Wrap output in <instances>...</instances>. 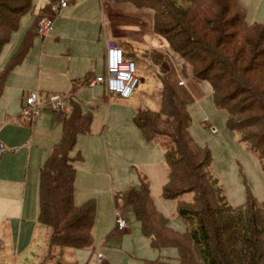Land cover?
<instances>
[{
	"label": "trees",
	"instance_id": "16d2710c",
	"mask_svg": "<svg viewBox=\"0 0 264 264\" xmlns=\"http://www.w3.org/2000/svg\"><path fill=\"white\" fill-rule=\"evenodd\" d=\"M115 1L153 10L155 32L189 63L198 80L207 82L214 104L227 112L228 130L240 134L242 141L258 153L264 171V23H249L240 0ZM54 2L50 0L40 10L0 72V95L9 74L29 53L39 21L52 18ZM32 8V0H0V54ZM160 84L159 109L140 110L133 122L146 142L169 141L164 151L168 179L162 188L163 197L179 199L191 193L193 201L178 202V217L187 230L177 232L157 210L146 177H139V189L132 190L126 201L143 236L153 250L176 249V264H264V203L250 198L238 208L229 205L210 170V151L198 146L190 135L191 92L174 70L161 76ZM91 123V115L69 100L61 138L40 170L38 222L51 230L46 260L53 259L56 249L60 250L59 257L64 248L93 250L97 206L93 199L75 204L78 159L73 155L78 137L90 133ZM119 201L117 194L116 206ZM144 264L161 261L146 260Z\"/></svg>",
	"mask_w": 264,
	"mask_h": 264
},
{
	"label": "rangeland",
	"instance_id": "374dc122",
	"mask_svg": "<svg viewBox=\"0 0 264 264\" xmlns=\"http://www.w3.org/2000/svg\"><path fill=\"white\" fill-rule=\"evenodd\" d=\"M114 1L115 5L122 4ZM49 3L50 0H32V12L21 18L19 30L13 35L10 46L0 54V72L19 48L24 35L33 27L41 8ZM240 3L245 8L249 23L255 18L264 20V0H240ZM75 4L77 20L97 18L99 10L93 6L92 0H76L72 6L74 7ZM119 9L117 8V11ZM139 10L143 15L144 26L148 24L153 26V10L151 8ZM128 14L124 16L126 20L129 19ZM59 17L61 13L56 14V23ZM111 22L114 26L115 19L112 18ZM69 28L74 30L71 26ZM54 32L46 38L47 41L51 39ZM41 39L42 37L38 34L34 36L29 53L24 61L9 74L8 79L16 73L8 83L7 79L0 95V142L4 145L3 159L0 163V195L7 198L24 195V205L20 212L7 211L0 217V264H39L45 261V264H57V259L61 261V264H97L98 255L104 257L107 264H144L146 260L157 259L161 261V264H176L175 259L178 256L176 249L166 248L158 251L151 248L149 240L141 232L132 207L126 201L132 190L139 189V177H146L157 210L169 221L175 231L186 232L187 226L178 217L177 207L180 200L193 201V194H185L179 199H165L162 195V188L168 179L164 151L169 141L161 138L153 143H147L133 122L134 107L105 105L102 99V86L90 87L86 84V80L77 84V93L78 99L82 102V111L86 115H91L92 123L90 133L78 138L73 153L78 159L75 203L81 205L91 199L96 202V220L93 226L94 246L93 250L64 248L61 257L58 256L60 250L56 249L52 255L53 259L44 258L48 255L47 246L51 230L38 222L40 170L50 154V151L45 149V143L48 140V131L54 129L50 123L52 115L60 116V113L47 105V101L51 95L57 94L71 95L72 99L75 97L68 93L67 85L70 83L65 84L62 74L58 77L49 76L54 71L64 68V64H59V61L63 62V59L69 58L60 44H56L50 54L47 53L48 60L38 80L35 73L32 82L29 83L30 87H27V57L33 51L30 59H35L34 56L42 44ZM53 61L57 62L53 63ZM102 61L103 56L100 53L96 62L97 70L102 65ZM182 62L176 66V74L182 79H189L191 85L189 88L186 87L193 96V101L188 106L191 116L189 132L198 146L210 151L212 160L210 170L218 179L227 202L233 208L244 205L250 198L258 203H264V171L258 153L253 152L250 146L242 141L240 134L228 130L226 110L214 104L212 94L205 86L207 82L198 80L192 74L189 63L185 60ZM19 71H22L23 76L17 78ZM18 85L24 88L23 96ZM29 88L32 89L29 90ZM27 90L30 94L34 92L42 94V97L38 99L40 108L32 121L33 123L40 116L39 120L42 123H39L33 132L35 146H32L34 151L28 169V149L25 146L22 147L27 142V130L30 129L27 127V119L23 121L22 116L23 105L28 97ZM47 95H49L48 98H46ZM109 109L113 111V118H124L119 123L115 119L108 130L105 119ZM19 116L20 122L17 121ZM107 130L108 147L104 144V149L101 150L98 139L102 136L100 141L101 139L103 141ZM1 138H4L6 143ZM261 143L264 149V141ZM92 145H96L100 151L90 155L88 152ZM15 150L19 152H14ZM98 152L100 156L97 158L94 155ZM114 160H117L116 163L128 162L126 170L115 168ZM108 161L113 166V172L107 165ZM115 194L121 195L118 213L115 208ZM117 215L126 221L125 232L116 229Z\"/></svg>",
	"mask_w": 264,
	"mask_h": 264
},
{
	"label": "crops",
	"instance_id": "0c3cea01",
	"mask_svg": "<svg viewBox=\"0 0 264 264\" xmlns=\"http://www.w3.org/2000/svg\"><path fill=\"white\" fill-rule=\"evenodd\" d=\"M60 1L61 0H55L52 6V13H53L52 17L54 18V21L56 20V14L61 13V17L57 19V23L55 21L56 26L53 36L48 41L46 40V38L41 39L42 44L40 45V49L35 54L34 60L30 59L33 51L31 52L29 57H27V87L29 86V83L32 82V77L34 76L35 73L37 74V80H38L40 73L44 69L45 63L48 60L47 53L50 54L51 49L54 48L56 44H60L62 45L64 52L66 53V55L69 56V58L63 59V62L59 61V64L60 63L64 64V68L61 69L60 71H54V73L49 76L58 77V75L62 74L61 77L62 80L65 82V84L70 83L67 85L68 86L67 91L68 93L72 94L73 97H75V99L72 98L71 99L81 106L82 102L78 99L79 94L77 93L78 92L77 84H79L80 81L82 80H86V84H87V82L90 79H94L97 76L105 74L107 50L109 46L114 45L120 47L123 50L125 59L127 61H133L136 63L138 78L140 79V86L130 99L124 100L116 95L109 94L106 90V87L100 85L102 86L103 89L102 99L105 105L109 104L111 107L112 105L133 106L134 107L133 118L138 111L143 109H150L157 111L160 107L161 93H162L160 77L166 75L172 70L176 72V66L179 65L180 63H183L182 62L183 59L177 56L169 46L168 42L155 32L154 22H153V26L151 24L144 26L142 22L143 15L138 8H136L130 3H122L120 5L117 4L115 5L113 3V0H92L93 6L98 8L99 10L96 16L97 18L91 20H77L75 18L77 14L76 4L74 7L72 6L76 0H66L69 4V7L66 9H59V11L55 13L54 9L57 7L59 8ZM117 8L120 9L117 11ZM127 13H129L128 14L129 19L126 20L124 16ZM112 18L115 19L114 26H112L113 25V23L111 22ZM260 21H262L261 18H255L251 23L254 22L264 23V20L262 22ZM70 26L74 28V30L72 29L70 30L69 28ZM112 27H116V28H112ZM96 38L97 40L95 41ZM36 44H38L37 41ZM9 46L10 44L5 48H8ZM100 53L103 56V61H102V65H100L99 67V70H97L98 66L96 62L98 60ZM53 57L61 58L60 56H53ZM56 62L57 61H53V63ZM19 72L20 74L19 77L17 75V78L23 76L22 71ZM15 74H13L9 79L7 77L8 79V81L6 79L7 83L15 77ZM179 79L182 81V83L185 86L189 88V86L191 85L189 79L186 78L182 79L181 77ZM205 86H207L211 94L210 86L207 85V83ZM18 87L21 90L23 96L24 88L22 87V85H18ZM69 87H71V89ZM30 89L32 88H29V90ZM29 90H27V96L30 94L28 93ZM38 93L40 95L39 96L40 99L42 97V94L41 92ZM48 96L49 95H47L46 98H48ZM21 103L23 104V98ZM52 116L53 118H51L50 123L54 126V129H50V131H48L47 133L48 140L45 143V147H46L45 149H48L47 151H50V153L59 142L63 128V116L61 115L58 117H56L55 115ZM39 118L33 122L34 124L31 121L27 120V127H29L30 129L29 131L27 130V142L24 145H22V147L25 146L28 149L27 169L30 158L32 157L34 151L32 146H35V144H33V134H34L33 132L36 126L39 123L40 124L42 123L40 122ZM123 118L122 119L120 117L113 118V111L112 109H109L108 115L105 119L108 130L111 127V123L115 119H117L116 122L119 123L123 121ZM20 119L21 117L19 116L17 121L20 122L21 121ZM23 121L26 120L23 118ZM32 124H33V129L31 128ZM108 130L103 138L104 139L103 141L102 139L100 141V138L102 136L98 139V144L101 146L100 148L101 150L104 149V144H106V146L108 147V138H107ZM81 136H86V135H81ZM81 136H79L78 138H80ZM1 140L4 143H6V140L4 138H1ZM96 147H97L96 145H92L91 148H89L88 153L92 155L95 154L97 151H100ZM16 151L19 152V150H15L14 152ZM94 156L98 158L100 156V152H98V154ZM2 159H3V154L0 155V163L2 162ZM116 161L117 160H114L115 168H120V169L123 168V170H126V166H127L126 164H128V162L116 163ZM107 165L113 172V166L112 164H110L109 161L107 162ZM18 192L20 191L18 190ZM22 192L25 193L24 191ZM115 195H114V199H115ZM23 197L24 195L22 197H16V198H11L8 196L7 198V196L0 195V217L6 214L7 211H11L12 213H15L16 211L20 212L24 205ZM115 208H116V213H118V211L120 210L119 206H116ZM122 232H125V230Z\"/></svg>",
	"mask_w": 264,
	"mask_h": 264
},
{
	"label": "built area",
	"instance_id": "2783aa9c",
	"mask_svg": "<svg viewBox=\"0 0 264 264\" xmlns=\"http://www.w3.org/2000/svg\"><path fill=\"white\" fill-rule=\"evenodd\" d=\"M69 4L66 0H61L59 8H55L57 13L59 9H66ZM37 33L42 38L50 37L54 32V18L44 17L38 23ZM87 85L93 87L95 85H103L109 94L116 95L121 99L128 100L137 91L140 86V79L138 78L137 66L133 61H127L123 50L111 45L106 54V72L104 75L90 79ZM39 93L34 92L28 95L23 105V118L28 121H33L38 113ZM71 100V95H51L47 101V105L52 110L65 116L68 113V103ZM4 150V145L0 143V154ZM126 221L120 219L117 215V229L122 232L125 230ZM97 264H107L106 259L101 255L97 256Z\"/></svg>",
	"mask_w": 264,
	"mask_h": 264
}]
</instances>
